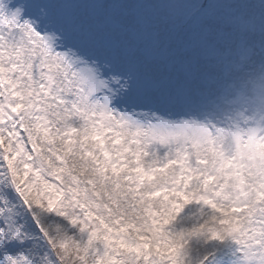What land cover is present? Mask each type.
Wrapping results in <instances>:
<instances>
[{"label": "snow or ice", "instance_id": "1", "mask_svg": "<svg viewBox=\"0 0 264 264\" xmlns=\"http://www.w3.org/2000/svg\"><path fill=\"white\" fill-rule=\"evenodd\" d=\"M0 264H264V0H0Z\"/></svg>", "mask_w": 264, "mask_h": 264}]
</instances>
